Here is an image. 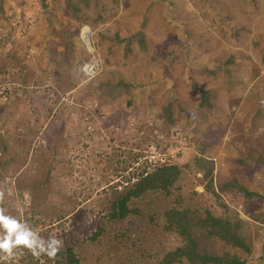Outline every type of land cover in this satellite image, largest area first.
<instances>
[{"label": "rangeland", "instance_id": "rangeland-1", "mask_svg": "<svg viewBox=\"0 0 264 264\" xmlns=\"http://www.w3.org/2000/svg\"><path fill=\"white\" fill-rule=\"evenodd\" d=\"M0 210L62 241L0 264H264V0H0Z\"/></svg>", "mask_w": 264, "mask_h": 264}, {"label": "clouds", "instance_id": "clouds-1", "mask_svg": "<svg viewBox=\"0 0 264 264\" xmlns=\"http://www.w3.org/2000/svg\"><path fill=\"white\" fill-rule=\"evenodd\" d=\"M87 31L85 27L82 36ZM21 247L29 250L33 256L54 258L62 247V241L53 236L45 240L27 224L0 210V254L10 260Z\"/></svg>", "mask_w": 264, "mask_h": 264}, {"label": "trees", "instance_id": "trees-1", "mask_svg": "<svg viewBox=\"0 0 264 264\" xmlns=\"http://www.w3.org/2000/svg\"><path fill=\"white\" fill-rule=\"evenodd\" d=\"M169 168H172V167H169ZM167 170V168H164L161 170V174L157 175V173H153L152 175H146V177H144V179H142L144 182H146L147 184H150L149 182H155V180L158 181V179H155V178H158L159 176H161V178L163 179V181L167 182L169 181V179L167 178V173H165ZM121 209H125L124 206H121ZM121 215L123 214L122 212L120 213ZM70 252V251H69ZM171 255H179V254H185V255H188V252L186 250H184L183 248H180V249H177L175 250L174 252L172 253H169ZM72 255V254H70ZM190 256V255H188ZM200 256H198L199 258ZM202 259H209L208 256H202L201 257ZM72 261V260H71ZM228 264H243V261H239L238 259H235V258H232L231 261L228 263Z\"/></svg>", "mask_w": 264, "mask_h": 264}]
</instances>
